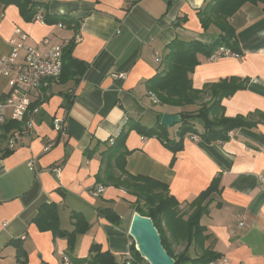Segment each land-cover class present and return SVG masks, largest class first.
I'll use <instances>...</instances> for the list:
<instances>
[{"label": "crops", "instance_id": "obj_1", "mask_svg": "<svg viewBox=\"0 0 264 264\" xmlns=\"http://www.w3.org/2000/svg\"><path fill=\"white\" fill-rule=\"evenodd\" d=\"M37 1L44 2L50 14L82 20L79 31L38 20L26 22L17 5L0 1V57L13 52L15 32L21 30L32 46L45 38L53 45L76 38L73 57L89 68L78 83L54 84L52 98L36 118L34 134H24L13 154L5 158L0 154V264H20L18 246L27 252L28 264H65L67 241L41 232L33 222L40 207L52 203L59 207L63 229H74L73 212L91 225L86 234L78 235L73 257L87 258L91 246L97 244L121 264L131 253L134 198L114 187L92 196L99 186L96 175L103 152L131 121L153 127L164 114L180 116L211 105L210 95L185 107L155 104L152 96H157L147 82L165 70L167 46L174 41L211 44L218 39L220 30L213 24L204 28L198 16L214 0ZM229 23L240 57L211 61L198 54L199 64L190 78L197 90L231 78L245 82L246 87L224 98L222 106L226 117H243L256 126L235 129L226 141L207 142L188 133L176 155L158 138L131 131L126 140L130 152L126 170L166 184L186 211L220 178V191L210 197L208 213L201 219L209 236L205 248L219 254L221 264H264L260 181L264 177V5H243ZM115 74L124 77L114 78ZM7 91V79L0 76V101ZM55 117L64 120V135L55 130ZM179 128L180 124L168 128L171 139L180 140ZM196 129L202 134L204 125L196 124ZM49 144L51 148L45 151ZM88 149L96 150L90 159ZM32 161L34 169L29 167ZM56 167L61 168L59 177L53 172ZM124 201L131 209L130 217L121 211ZM106 208L120 215L119 225L100 216ZM184 249L183 244L174 245L176 254ZM197 254L190 247L188 255Z\"/></svg>", "mask_w": 264, "mask_h": 264}, {"label": "trees", "instance_id": "obj_2", "mask_svg": "<svg viewBox=\"0 0 264 264\" xmlns=\"http://www.w3.org/2000/svg\"><path fill=\"white\" fill-rule=\"evenodd\" d=\"M5 4L17 5L26 22L36 20L38 15H43L46 25H57L62 23L75 33L79 31L82 20H76L64 15L50 14L44 2L37 0H0ZM263 4L264 0H214L203 10L198 12L199 19L204 28L215 25L220 30V35L211 44L199 41H174L167 46L168 54L164 58L165 70L150 79L148 89L154 93L161 105L171 107H185L194 105L204 95H210L212 103L204 104L196 112H182L180 123V140L169 137L168 128L156 124L146 127L139 122H129L120 136L103 152V160L100 171L96 175V184L105 188L114 187L124 190L135 201L131 202L134 213L153 220L157 228L164 248L174 259L175 264H209L219 261L221 256L210 249L205 248L209 236L206 229L201 225V219L208 213L210 197L220 191V178L214 179L207 190L202 192L187 207L192 211L186 217V212L181 211V204L169 193V187L159 181L143 176H133L126 170V158L130 154L126 148V140L131 131H136L146 138H158L164 146L176 155L183 149V139L188 133L200 135L207 142L226 141L228 134L238 128L253 127L256 123L249 122L243 117L229 118L225 116L222 100L233 95L236 91L246 87L245 82L238 78H231L219 83L209 84L203 90L194 89L190 75L199 64L197 55L210 56L220 47L231 49L233 52L241 53L236 40L235 30L229 23L232 17L243 5ZM41 13V14H39ZM41 15V16H42ZM76 46V38L70 40L68 47L63 52V72L58 84H66L69 81L78 83L89 68L85 62L73 57ZM209 93V94H208ZM69 103L66 110L69 109ZM200 120L204 125V132L199 134L195 122ZM23 137L25 131L18 122H7L0 125V144L9 140L14 133ZM14 151L6 146L0 147L1 157L5 158ZM96 150L88 149L87 158L90 159ZM64 195L63 192H60ZM59 207L52 203L40 207L39 213L33 222L41 232H51L54 239H65L68 244V257L72 264H119L110 252H102L97 244H93L87 258L79 259L73 257L76 239L80 234H86L91 225L80 214H71L73 230H65L61 227ZM100 216L109 222L119 225L120 215L111 208L100 210ZM185 245L182 253L176 254L174 245ZM194 246L199 252L195 257L188 255L190 247ZM17 259L20 264H28V255L23 247H17ZM131 254L134 264H145L144 259L136 250L134 244L131 246ZM124 264V261L123 263ZM147 264H149L147 262Z\"/></svg>", "mask_w": 264, "mask_h": 264}, {"label": "built area", "instance_id": "obj_3", "mask_svg": "<svg viewBox=\"0 0 264 264\" xmlns=\"http://www.w3.org/2000/svg\"><path fill=\"white\" fill-rule=\"evenodd\" d=\"M36 20L43 21V16L38 15ZM61 29H67L66 25L57 24ZM16 38L13 40V52L0 57V76L7 79L8 91L3 100L0 101V125L7 122H18L23 126L25 134L32 135L35 131V121L43 106L48 103L53 95V85L58 82L63 72V52L68 47L70 40L62 42L60 45H53L45 38L37 46L28 43L29 36L21 30L15 32ZM44 48V49H43ZM240 57L239 53L233 52L225 47L218 48L211 56V61L221 58ZM124 74L114 75V78H123ZM153 102L158 100L155 96ZM64 120L54 119V128L59 134L64 135ZM22 136L14 133L7 143V148L14 151L18 141ZM195 142L199 141L198 136H192ZM114 140H111V144ZM51 145H47L48 151ZM35 162L29 164L34 169ZM56 176L61 175V168L53 169ZM261 187L264 189V177L260 178ZM105 187L98 186L91 192L92 196L98 197L104 193ZM133 245V241L131 242ZM65 264H72L66 255L63 258ZM134 257L130 253L124 260V264H134ZM209 264H221L219 261Z\"/></svg>", "mask_w": 264, "mask_h": 264}, {"label": "water", "instance_id": "obj_4", "mask_svg": "<svg viewBox=\"0 0 264 264\" xmlns=\"http://www.w3.org/2000/svg\"><path fill=\"white\" fill-rule=\"evenodd\" d=\"M181 122L182 117L179 115L164 114L160 123L166 128H171ZM129 236L141 258L149 264H175L174 259L164 248L161 236L152 219L134 213Z\"/></svg>", "mask_w": 264, "mask_h": 264}, {"label": "rangeland", "instance_id": "obj_5", "mask_svg": "<svg viewBox=\"0 0 264 264\" xmlns=\"http://www.w3.org/2000/svg\"><path fill=\"white\" fill-rule=\"evenodd\" d=\"M56 90V89H55ZM55 93H57V92H55ZM196 124H197V126L198 125H202L203 124V122L202 121H200V120H196V122H195V126H196ZM8 143V139L7 140H5V141H3V142H1V144H0V147L3 145V146H6V144ZM135 201V200H134ZM125 203V207H121V211L124 213V215L126 216V215H128V217H130V213H131V209H130V207H129V205H128V203L126 202V201H124ZM184 210H185V212H186V217L188 218V216L191 214V210L189 209V207L187 208V211H186V208L185 209H182L181 208V211L182 212H184ZM135 246V245H134ZM145 264H147V262H145Z\"/></svg>", "mask_w": 264, "mask_h": 264}, {"label": "bare ground", "instance_id": "obj_6", "mask_svg": "<svg viewBox=\"0 0 264 264\" xmlns=\"http://www.w3.org/2000/svg\"><path fill=\"white\" fill-rule=\"evenodd\" d=\"M158 103H159V101H158Z\"/></svg>", "mask_w": 264, "mask_h": 264}]
</instances>
